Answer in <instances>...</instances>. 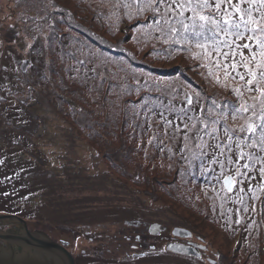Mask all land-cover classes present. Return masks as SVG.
I'll use <instances>...</instances> for the list:
<instances>
[{
    "label": "rangeland",
    "instance_id": "obj_1",
    "mask_svg": "<svg viewBox=\"0 0 264 264\" xmlns=\"http://www.w3.org/2000/svg\"><path fill=\"white\" fill-rule=\"evenodd\" d=\"M200 2L155 0L152 7L157 10L152 11L140 0H0V200H14L11 214L18 215L30 232H43L66 248L76 258V264H125L123 261L131 259L127 254L136 252L131 247L135 242L127 239L130 235L138 237L144 246L155 244L162 255H148L143 260L139 256L134 260L137 264H196L177 254L182 249H189L190 254L200 253L199 256L208 258L209 264H215L214 260L218 264H246L245 261L264 264L261 241L259 250L253 238L250 240L251 258L244 255V249L248 248L242 243L264 228V191L257 193L259 199L252 198L258 186L264 187L260 165L252 166L246 158L240 159L235 144L229 152V141L223 134L225 123L229 128L244 123L239 117L233 121L231 111L224 108L226 102L239 106L241 101L231 90L239 83L229 78V86L224 87L223 72L216 71L217 61L231 64L233 57L229 53L225 59L223 53L229 49L221 45V55L209 47V60L199 59L203 50L196 47L192 37L189 36V43L176 42L180 40L183 24L191 25L193 9L224 25L228 13L232 22L240 21L241 14L231 8L237 4L245 10L251 7L252 18L257 21L264 8L250 5L248 0H224L217 10V0H209L211 6L201 11ZM140 8L145 10L139 11ZM80 27L92 37L110 42L112 48L136 49L130 51L137 60L132 74L111 76L127 90L117 94L112 86L113 90L102 91L106 104L98 95V82L91 92L88 84L84 86L73 77L78 67L74 66L72 57H82L74 45L82 39L79 34H86ZM252 27L255 25H249ZM251 34L248 32L237 40L221 31L217 38L235 41L234 59L239 60L240 51L249 57L250 51L237 46L248 43L252 51L257 50L256 41L248 40ZM111 50L108 51L114 52L113 60L120 59L123 66L128 64L124 57H117L125 51ZM29 52L38 54L40 62L38 65L34 62L30 70ZM113 66L112 63L111 69ZM209 66L213 69L211 76ZM238 70L245 71L242 67ZM249 95L245 93V99ZM189 99L193 100L192 105L188 104ZM135 102L131 108L130 104ZM80 105L85 112L93 111L86 117L94 121L97 134L107 132L114 147L128 152L129 159L123 161L138 170L129 171L132 173L128 177L113 171L116 178L135 190L131 196H124L119 205L114 199L122 194L113 192L112 188L105 192L95 190L103 182L108 185L110 182L105 177L94 181L91 176L97 169H104L97 160L98 150L91 147L95 145L92 134L96 133L87 129L92 133L87 136L71 125V122L83 123L78 113ZM120 107L126 109L127 118L135 116L138 128L137 123L121 115ZM181 109L194 110L187 111L185 116ZM209 109L226 114V121L222 118L216 125L215 135L219 139L207 134L211 131L210 124L205 129L199 120H187L189 116L204 118ZM193 122L195 127L191 126ZM185 135L189 139L185 140ZM205 143L209 147H204ZM218 143L223 155H218L220 150L215 147ZM243 150L264 156L259 148ZM229 157L232 164L227 163ZM214 158L225 163L223 174L220 163H213ZM245 163L250 164L249 169L242 167ZM237 165L245 176L236 175ZM18 169L23 176L29 173L30 178L43 171H47V176L60 171L79 174L77 184L64 190L68 191L64 193L65 201L70 199L67 213H57V205L42 206L41 195L45 197L46 192L40 188L26 190L28 185L18 178ZM66 173L59 178L66 179L62 176ZM225 176L243 183H234V188L224 193L221 184ZM241 197L244 204L238 202ZM245 205L247 212L243 211ZM203 211L212 223L198 222L195 214ZM0 214L6 213L0 211ZM193 222L205 236L204 243L197 232L175 230L176 224L187 226ZM217 250H221V259L216 258Z\"/></svg>",
    "mask_w": 264,
    "mask_h": 264
},
{
    "label": "snow or ice",
    "instance_id": "obj_2",
    "mask_svg": "<svg viewBox=\"0 0 264 264\" xmlns=\"http://www.w3.org/2000/svg\"><path fill=\"white\" fill-rule=\"evenodd\" d=\"M224 0H217L215 4V8L217 10L220 9L221 4ZM244 2V0H241ZM140 3L146 5L147 8H151L152 11H156L157 9L153 8L152 5L155 3V0H140ZM250 5H254L258 8H264V0H248ZM211 5L209 4V0H201L198 7L201 11L205 8H209ZM145 8H140L139 11H144ZM234 11L240 13V21L232 22L228 17L231 16V13H228L225 20L224 25L217 23L211 16H206L196 12L193 9L194 16L192 18L191 25L183 24V21L180 23L183 24V32L180 33V40L176 41L177 43L184 42L189 43V36L192 37L196 41V47L198 49L203 50V55L198 56L197 58L203 60H209L211 56V52L209 51V47L212 51L216 52L219 56L221 55V45L224 48H228L229 52H224L223 55L225 59L231 53L233 57V61L231 64L217 61L216 62V71H222L224 75V87H228L227 81L231 78L233 81L239 83L238 87H233L231 90L234 94L240 99V104L237 107L230 102H226L224 104L225 109H229L232 113V120L235 121L239 117L244 121L238 128H229L227 123L223 128V134L229 141L227 148L230 152L232 149V144H235L237 149V154L240 159L246 158L248 161L252 163V166L255 164H259V174L262 178H264V156H259L255 152H245L244 147L250 148H259L260 152H264V12L260 13V20H254L252 18V8L249 9H241L239 4L234 6ZM245 15L247 19H245ZM198 16V20L196 17ZM212 25V27H208V25ZM249 25H255V27L249 28ZM231 30V31H230ZM173 32L176 31L175 28L172 29ZM223 31L225 36H234L237 40L242 39L246 33L251 32L252 34L248 36V40L256 41V51L251 50V45L248 43L243 44L242 47L244 49H249L250 57L245 56L242 51H240V59L235 60L234 57L237 54L236 50L232 48V45L235 44L233 40H221L218 39V34ZM184 33H187L185 35ZM211 62H209V65ZM203 66V65H202ZM243 68L245 71L240 72L238 69ZM235 73V75H233ZM209 76L213 75V69L211 66L208 67ZM238 77V81H237ZM247 77V78H246ZM217 82L219 83V77H216ZM245 93L250 94L248 99H245ZM253 93H258V95H252ZM199 93H196V102H199ZM251 100V103L248 100ZM216 107H220L215 100L212 102ZM188 104L192 105L193 100L189 99ZM194 109H181V111L187 116V111ZM251 112V115H245ZM215 117V118H213ZM225 119V112L221 111L219 113L214 112L213 109H209L207 112V116L204 118L201 117H187V120H199L200 123L204 125V128L207 129L209 124L211 125V131L207 134L213 136V138L219 139L215 134L217 133V127L220 119ZM170 123V122H169ZM185 128H188L189 125L185 122ZM195 127V122L191 125ZM246 133L244 136H240L239 134ZM189 139L187 135H185V140ZM202 139V138H201ZM251 141V143H248ZM200 147V145H198ZM204 147H209L207 143L204 144ZM215 147L219 149L218 155H223V148L220 143L216 144ZM213 163H220V167L222 169L225 168V163L220 162L218 159L214 158ZM228 164H232L233 161L229 157L227 159ZM244 169H249L250 164L245 163L242 166ZM236 175L238 177L245 176V173L240 171V166L236 167ZM243 183V180L236 181L232 176H225L223 179V187L228 189L229 191L232 189L234 183ZM243 191V189H241ZM260 191H264V187L258 186L255 191H253V199H259L257 193ZM241 204H244V198L241 197L238 201ZM255 211V206L252 208ZM243 211L247 212L248 207L245 205ZM239 223V221H237ZM171 247V245L169 246ZM146 254V253H145ZM144 255V254H142Z\"/></svg>",
    "mask_w": 264,
    "mask_h": 264
},
{
    "label": "trees",
    "instance_id": "obj_3",
    "mask_svg": "<svg viewBox=\"0 0 264 264\" xmlns=\"http://www.w3.org/2000/svg\"><path fill=\"white\" fill-rule=\"evenodd\" d=\"M231 8L234 11V6ZM234 18L237 19V17H234ZM80 28L82 30H84L86 34L85 35L79 34L80 36H82V39L79 40L78 44L74 45L75 48L78 47V49H80V53H81L82 57H77V56L72 57V61L75 64L74 66L78 67V71L75 70L73 77L80 79V81L82 82V84L84 86L88 84L89 85L88 88L91 92H92V86L95 85V82H98L100 86L97 87L95 85L96 89L99 92L98 95H99V97H103L104 104H106L105 103L106 95H105V93H102V91H106V90L111 91V90H113L112 86H114V88L116 89L117 94L119 93V91L124 93L127 90L126 89L127 87H125L124 85H122L120 83H116L111 78V76L116 78L120 74L129 75V76L132 74V72H133V70L137 64V60L135 59V57H133V55L130 51H135L136 49L134 48V50L128 51V49L126 50L123 47L115 46L114 48H112L113 46L111 45L110 42L103 40V39L94 38L90 35L88 30L84 29L83 27H80ZM77 32H79V31H77ZM96 34H99V33H96ZM97 37H99V35H97ZM109 49L125 51L124 54H118L117 57H119V58L124 57V61H126L128 64L126 66H123V63L120 59L116 58L113 60L112 58H113L114 52L108 51ZM37 55L33 54L32 52H29L28 62L30 63V65H29L28 70L32 69L31 66L34 62H36L37 65H38V63H40L39 62V56H37ZM65 63H67V61H65ZM112 63L115 65V66H113V69H111ZM28 70L26 72L27 74H28ZM21 71L23 74H25V72L23 70H21ZM135 77L140 79L137 76H135ZM135 77H134V79H136ZM132 99H134V98H132ZM134 104H136V102L130 104V105H133L131 108L135 107ZM128 108H130V106ZM78 109H79L78 113H79L80 118L83 117V123L71 122V125L76 126L78 131L82 130V132L84 134H86L87 136H91L90 134H92L90 132H87L86 131L87 129L92 130L96 133V135L92 134V137L94 138L93 141L95 142V145L91 146V147L98 150V153H97L98 159L97 160L100 161L104 166L103 171H100V169H97V171L94 172V174L91 176H92L94 181L98 180L99 178L105 177V178H108V180L110 182L109 185L105 184L103 182L102 184H100L101 188L95 189V190L97 192L104 190V192H105V190H111V188H112L113 192L122 194L119 197H115V199H114L115 204L119 205V202H121L125 199L124 196H131L132 192L134 193L135 190H133L129 186H127L126 185L127 183L123 182L121 179L116 178L113 174V171L115 170L119 173L124 174L126 177H128L129 176L128 174H131L132 172L137 173L138 170H137V168L136 169L130 168L124 162V161H127V159H129L128 152H125L121 149L119 150L118 148L114 147L112 145V142L108 140V138H110V136L107 134V132H101V133L98 132V134H97V131H95V129H94V124H95L94 121L89 120L86 117L88 114L93 113V111H86L85 112V108L81 105ZM120 113L128 121H132L133 123H137V122H135V116L129 115L130 119L127 118L128 113L126 112V109L124 107H122V108L120 107ZM135 115H136V113H135ZM135 126L138 128L139 127L138 123ZM13 127H14V125H13ZM12 133L13 132H11L10 136L12 135ZM70 133L71 134L73 133V131L71 129H70ZM104 135H106V137H104ZM73 136H74V133H73ZM21 137L26 138L25 136H21ZM151 143L156 145L158 148V144H156L155 142H152V141H151ZM123 144H124V146H126L125 142H123ZM103 146H107V148L104 150ZM12 156H13V154H12ZM10 158H11V156H10ZM139 167H141V166H139ZM165 170L166 169H164V171ZM17 171H18V178L21 181H23V183L26 186L28 185V188H26V190L29 191V190L35 189V188L44 189L46 194H45V197L43 195H41L43 197V202H44V204L42 206H44L45 204L47 206V204H48V206H50V207H55L57 205V208L59 209L56 211L57 213H62V214L64 212H65V214L67 213L66 204L67 205L70 204V202H69L70 199L68 201H65L67 198L64 196V193H66L68 191H64V190L68 186L72 187L75 184H77L76 177H78L79 174L74 175L72 173H66L64 171H60L61 173H54L52 176H47V171H45V172L43 171L41 173H36L35 175H33V173H31L33 176H31V178H30V177H28L29 173L26 174L27 176L26 175L23 176V173H21L19 169ZM31 171H33V170H31ZM129 171H132V172L128 173ZM62 173H66V174L62 175V176H65L66 179L59 178ZM165 175H167V174H165ZM27 181H30V182L32 181V183L29 184ZM37 183L39 184L38 187H37ZM145 183H147V181ZM221 185H222V191L224 193H227V189L223 187V184H221ZM249 185H250V183H249ZM29 193H31V192H29ZM29 193H27V194H29ZM52 197L55 200L52 199ZM111 198H113V197H111ZM193 214H195V213H193ZM195 215H196L195 217L198 219V222H200V223H202V221H204L205 223H207V222L212 223V221H209L208 217H206L205 211H203V213H201V212L196 213ZM156 223H160V222H156ZM160 224H162V223H160ZM176 225H178V226L175 227V228H177L175 230L187 231L188 233L189 232L190 233L197 232V235L202 240V242L204 243L206 241L205 236H203V234L198 230V228H197V226H195L194 222L191 223V225L187 224L188 227L182 226V225L179 226L180 224H176ZM252 238H253L252 242L253 241L256 242L255 246L259 250H260L259 244L261 241V243H262L261 252L264 253V228H262L260 230V233L258 235L246 237L244 239V242H242L244 244V246H246L248 248V250L242 248L245 251L244 255L247 254L249 256V258L252 257V242H250V240ZM205 244L204 245L202 244L204 247V250H208L207 245H205ZM187 250H189V249L178 250L177 254L181 255L187 259H190L192 262H196V264H209L208 258H206L204 256H199L197 254H190V253H188L189 251H187ZM156 253H159L157 248L154 250H150V251H144L142 253L144 255L141 254L139 256H140V258H142L141 260H143L148 255L152 256ZM159 256L162 257L161 254ZM222 256L223 255L221 253V250H217L216 251V258L219 257V259H221ZM214 261H215V264H218L216 262V260H214ZM245 263L247 264L246 261H245Z\"/></svg>",
    "mask_w": 264,
    "mask_h": 264
},
{
    "label": "water",
    "instance_id": "obj_4",
    "mask_svg": "<svg viewBox=\"0 0 264 264\" xmlns=\"http://www.w3.org/2000/svg\"><path fill=\"white\" fill-rule=\"evenodd\" d=\"M6 221H11L20 233L0 231V238L5 239L0 243L9 245L8 250L0 251V264H76V258L66 248L43 232H30L18 215L0 214V225Z\"/></svg>",
    "mask_w": 264,
    "mask_h": 264
},
{
    "label": "flooded vegetation",
    "instance_id": "obj_5",
    "mask_svg": "<svg viewBox=\"0 0 264 264\" xmlns=\"http://www.w3.org/2000/svg\"><path fill=\"white\" fill-rule=\"evenodd\" d=\"M15 206V201L14 200H6L4 199L3 201L0 200V211L5 212L6 214L10 215L12 213V210L14 209ZM3 225H0V231H3L2 233H9V234H18L20 233V231L18 229L15 228V225L11 222V221H6L5 223H2ZM1 239V238H0ZM128 240H133L135 243L132 244V248L135 249V253L132 252V254L128 253L127 254V258H131L123 261V263L125 264H131L132 261L136 260L137 257L139 255H141L144 251H149L150 249H156V245H152V246H144V244L138 242V237L136 238V236L130 235L129 237H127ZM145 240H149V237H145ZM146 241H144V243H146ZM1 242V241H0ZM8 244H6L5 242L0 243V251L3 250H8ZM12 245H10V250H11ZM149 254V253H148ZM196 254V253H195ZM197 255H200V253H197ZM135 264H137V262L134 261ZM141 264V263H139ZM142 264H147L146 262L142 263Z\"/></svg>",
    "mask_w": 264,
    "mask_h": 264
},
{
    "label": "bare ground",
    "instance_id": "obj_6",
    "mask_svg": "<svg viewBox=\"0 0 264 264\" xmlns=\"http://www.w3.org/2000/svg\"><path fill=\"white\" fill-rule=\"evenodd\" d=\"M2 239V238H1ZM3 240H5V239H3Z\"/></svg>",
    "mask_w": 264,
    "mask_h": 264
}]
</instances>
